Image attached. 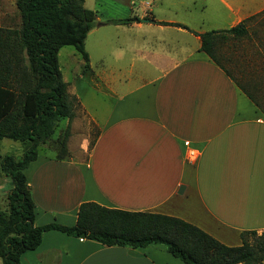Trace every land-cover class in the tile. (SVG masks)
<instances>
[{
	"label": "crops",
	"instance_id": "1",
	"mask_svg": "<svg viewBox=\"0 0 264 264\" xmlns=\"http://www.w3.org/2000/svg\"><path fill=\"white\" fill-rule=\"evenodd\" d=\"M95 1L86 6L95 14L87 35L115 30L119 39L107 54L117 64L102 60L99 68L89 58V74L77 77H88V89L70 87L59 67L68 94L99 131L87 159L38 150L24 169L33 224L73 225L79 205L91 201L179 217L230 246L241 244L243 230L264 231V112L200 50L199 36L248 26L264 13V0H100L108 6L100 11ZM131 16L139 20L111 22ZM87 92L107 99L89 101ZM20 261L187 264L160 243L105 245L55 229Z\"/></svg>",
	"mask_w": 264,
	"mask_h": 264
},
{
	"label": "trees",
	"instance_id": "2",
	"mask_svg": "<svg viewBox=\"0 0 264 264\" xmlns=\"http://www.w3.org/2000/svg\"><path fill=\"white\" fill-rule=\"evenodd\" d=\"M14 4L19 25L0 26V139L19 141L24 149L20 157L0 156V171L12 183L6 193L7 207L0 209L1 264H23L21 255L35 249L43 232L51 229L105 245L136 248L160 243L187 264H264V231L257 234L254 229L243 230L241 244L230 246L190 222L162 213L129 211L87 201L79 205L73 225L33 224L35 203L24 169L36 159L40 145L51 138L60 119L73 116L75 97L69 96L62 79L58 51L72 45L84 61L83 70L88 71L84 40L94 25L95 14L84 0H14ZM133 20L139 18L111 22ZM246 33V21L204 31L199 33L200 50L223 67L216 53L221 39L241 38ZM239 86L264 112L256 96L245 85Z\"/></svg>",
	"mask_w": 264,
	"mask_h": 264
},
{
	"label": "rangeland",
	"instance_id": "3",
	"mask_svg": "<svg viewBox=\"0 0 264 264\" xmlns=\"http://www.w3.org/2000/svg\"><path fill=\"white\" fill-rule=\"evenodd\" d=\"M90 1L93 4L95 0H86V6H91ZM95 6L98 11L108 8L106 4L100 3V0L95 1ZM19 22V13L14 0H0V26L17 27ZM247 25V33L243 37L221 39L216 52L217 58L237 83L245 85L256 96L259 105L264 109V13L249 19ZM118 39L116 31L107 26L100 27L96 32L86 35L84 47L94 66L100 68L102 60L111 66L117 64L108 57L107 53L116 47L115 43ZM58 63L61 68L68 70L69 74L66 75L71 82L70 87L89 88L85 83L87 76L83 80H80L81 77L77 79L79 74L83 73L85 76L89 72L83 70L84 61L72 45H64L60 48ZM88 91L92 92L90 89ZM69 96L72 97L70 94ZM96 97L88 94L89 101L107 99L102 94H96ZM76 100V97L72 100L73 116L69 119H60L51 138L40 145L39 154L44 151L52 155L65 154L68 157L87 159V152L98 134L99 126L88 121L85 112ZM61 145L64 147L63 150ZM23 149L24 144L19 141L8 138L0 139L1 156L10 154L20 157ZM11 187V180L3 176L0 171V209L7 207L6 193Z\"/></svg>",
	"mask_w": 264,
	"mask_h": 264
},
{
	"label": "built area",
	"instance_id": "4",
	"mask_svg": "<svg viewBox=\"0 0 264 264\" xmlns=\"http://www.w3.org/2000/svg\"><path fill=\"white\" fill-rule=\"evenodd\" d=\"M190 154L193 156V152L191 151Z\"/></svg>",
	"mask_w": 264,
	"mask_h": 264
}]
</instances>
